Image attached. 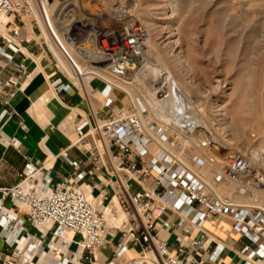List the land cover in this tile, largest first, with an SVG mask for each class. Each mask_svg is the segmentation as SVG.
Segmentation results:
<instances>
[{
  "label": "built area",
  "instance_id": "1",
  "mask_svg": "<svg viewBox=\"0 0 264 264\" xmlns=\"http://www.w3.org/2000/svg\"><path fill=\"white\" fill-rule=\"evenodd\" d=\"M73 1L0 0V16L13 19L5 27L6 35L0 37V73L14 67L13 76L4 85L9 93L4 96L12 98L21 82L30 77L28 57L23 52L28 45L25 31L30 29L36 34L39 57L48 62L55 74L52 85L58 94L77 90L87 97H102L103 109L109 116L105 120L96 118L93 126L80 124L78 146L89 153L99 171L102 157L89 136L99 137L117 179L119 206L132 215V227L123 235L118 257L126 253L129 245L139 244L144 253H153L155 259L142 258L132 264H199L175 255L158 227L162 222L169 231L174 227L191 235L211 219L221 217L233 222L226 232L228 237L237 233L250 242L240 252L245 263L264 262V201L258 205L237 203L216 190L227 182L237 183L241 185L242 197L258 193L254 196L257 204L264 195V173L238 153L212 174L210 183L194 168H204L203 160L193 159L187 164L173 153L180 146L179 134L190 139L184 127L156 117L143 99L135 102L128 97L129 103L119 107L111 96L114 91H122L118 86L122 77L142 63L150 34L145 27L125 21L119 13L109 17L108 21L114 24L111 28L104 25L107 20L103 24L95 17L81 20ZM18 56H23L20 63L16 62ZM93 82L103 84L104 88L92 90ZM157 98L162 104L169 100L165 82L158 87ZM175 132L178 135H171ZM12 144L20 146L16 139ZM74 167L78 169L80 165L74 163ZM41 171L29 164L13 188L0 189V213L3 203L10 200L20 213L27 215L30 226L50 225L54 237L65 238L73 233L80 237L75 244L82 252L96 257L107 247V210L114 207L105 208L78 187V181L85 177L83 173L54 189L49 176ZM133 185L140 191L130 194ZM168 212L177 216L178 223L174 224L172 218L163 220ZM4 220L6 223L0 221V226L6 231L20 234L25 230L16 215H7ZM40 246L31 243L28 251ZM194 246L203 251L209 249L203 239L194 241ZM221 253L217 247L211 261L217 262ZM196 255L200 257L199 253ZM25 258L17 251L7 255L0 252V264H26ZM90 263L98 261L90 259Z\"/></svg>",
  "mask_w": 264,
  "mask_h": 264
},
{
  "label": "rangeland",
  "instance_id": "2",
  "mask_svg": "<svg viewBox=\"0 0 264 264\" xmlns=\"http://www.w3.org/2000/svg\"><path fill=\"white\" fill-rule=\"evenodd\" d=\"M174 4L176 7L171 8ZM73 5L81 20L95 17L101 19V24L107 20L104 25L111 28L114 24L108 21L109 17L119 13L125 21L148 30L151 41L139 69L145 65L146 68L138 79L134 78L139 69H132L122 79L152 86L164 82L155 77L157 72L159 76L170 74L186 90L191 115L204 117L217 139L212 143L214 147L203 148L193 145L182 134L171 133L179 136L180 146L173 151L175 155L187 164L193 159L203 160L204 168H194L210 183L212 174L238 153L264 173L260 161L264 151V0H74ZM166 17L168 21H163ZM3 34L5 30L0 37ZM179 52L187 57L189 70L177 62ZM35 78L47 82L44 70H34L28 81ZM122 94L129 101V96ZM101 105L96 102L95 109ZM219 108L224 114L217 112ZM189 135L191 138L192 134ZM89 137L94 139L92 134ZM240 186L227 182L216 190L238 203L258 205L264 201L262 195L256 204V192L253 197H237ZM119 212L123 213L122 209Z\"/></svg>",
  "mask_w": 264,
  "mask_h": 264
},
{
  "label": "crops",
  "instance_id": "3",
  "mask_svg": "<svg viewBox=\"0 0 264 264\" xmlns=\"http://www.w3.org/2000/svg\"><path fill=\"white\" fill-rule=\"evenodd\" d=\"M25 35L28 38V45L23 47V52L28 57V72L31 75L33 60L39 61L47 82L39 81L37 78L30 81L27 79L21 82L12 98L6 99L4 94L8 90L4 85L13 76L14 67H8L0 73V83H2L0 85V189L13 188L26 167L31 164L38 171L42 170L41 173L49 176L51 187L54 189L67 181L76 180L82 173L85 174V177L78 181V187L85 194L89 188L91 197L102 203L105 208L114 207L115 199L118 200L117 179L113 175L109 154L103 143L98 136H94V146L102 157L99 171L96 170L98 166L89 153L78 146L77 128L80 124L86 122L93 126L96 118L98 120L108 118L109 113L103 109V99L87 97L77 90L58 94L52 85L55 79L54 72L48 62L39 57L35 32L26 29ZM22 59L23 56H18L16 62L20 63ZM90 86L92 90L104 88L99 82H93ZM111 97L119 107L126 105L128 101L120 91H114ZM96 102L102 104L100 109H95ZM14 139L19 142V147L13 146ZM74 163H78L80 167L75 168ZM139 191V187L133 185L130 194ZM239 191L240 189L237 197H242ZM122 211L128 216V230H130L132 215L123 209ZM7 215L18 216V219L24 223L25 230L18 234L12 230L6 231L0 226V252L7 255L17 251L29 258L32 264H91L90 259L93 261L97 259L98 264H111L115 261L116 264H132L143 258L144 249L139 244L129 245L126 253L118 257L124 241L123 235L128 231L122 228L109 229V233L112 234L108 237L107 247L95 257L87 252L83 253L70 244L71 240L75 242L80 240V237L73 233L71 238H66L70 242H65L60 237H54L49 228L44 233L33 230L28 223L27 215L20 213L10 200L3 203L0 213V221L3 224L6 223L4 219ZM169 218L173 219L174 224L178 223L177 216L170 212L163 220ZM232 224L229 219L216 217L208 221L203 229H195L191 235H185L174 227L169 231L164 228L162 222L158 229L161 237L167 239L173 253L183 259L195 260L199 264H246L240 252L250 242L237 233L228 237L226 232L232 228ZM201 239L206 242V246H209L207 251L194 246V241ZM31 243H38L41 246L29 252ZM217 247L222 253L214 263L211 261V256ZM196 253H199L200 257ZM254 264H264V262Z\"/></svg>",
  "mask_w": 264,
  "mask_h": 264
},
{
  "label": "bare ground",
  "instance_id": "4",
  "mask_svg": "<svg viewBox=\"0 0 264 264\" xmlns=\"http://www.w3.org/2000/svg\"><path fill=\"white\" fill-rule=\"evenodd\" d=\"M176 5L177 4H174L173 6H171V8L172 7H176ZM56 9L58 11L61 8H56ZM11 19L12 18L8 17V16H0V32L1 33L4 32V30H6V28H5L6 25L8 23L12 22ZM162 20L163 21H168V18L167 17L166 18H162ZM55 21H58L57 18H55ZM3 35H6V34H3ZM177 57H178L177 58L178 59L177 62H179L184 69L189 70V64H188L189 62L186 61L187 57H185L182 52H179L177 54ZM33 61H34V66H33L32 72L35 70L36 73L37 72L41 73L44 70L43 67L40 66V63H38L37 60L34 59ZM144 61L145 60H143L142 63L140 65H138L136 68L132 67L131 69L137 71L139 69V67L144 63ZM144 68H146V65L142 69H144ZM142 69L138 70V73L135 74V78L134 79H138V76L140 75ZM32 72H31V75L28 78V80L31 79ZM149 77H152V76H149ZM155 77H160L161 80H163L165 82V84L169 87L170 98H169V100L166 101V104L159 103V100L157 98V90H158L157 86H158L159 83L158 84L154 83V85H152V86L151 85H147V84H142V85L139 84L138 85L136 80L132 82V81H127L124 78L125 80L122 79L121 82H118V86L122 88V89L120 88L122 90L121 92L125 93L126 95H128L129 98H131L133 101L136 102L138 100L137 97H139L141 100L143 99L144 102L147 104V106L153 111L155 116L158 117L159 119L163 120L164 122H172V121H174V123L180 125L181 127H184V129L186 131H188V134H192V136H191V138L189 140H190V143H192L193 145H195L197 147H201L202 146L203 148H205L206 146L209 147V148L211 146L214 147L212 145V143L215 144L217 139H216V137L214 138V134H212L211 131H209V128H208L209 125L208 126L206 125L207 123H206L204 117L199 116V115L198 116H196V115L192 116L191 115L193 111H192V109H190V102L188 101V98H187L188 94H186V92H185L186 90L184 91V89L181 87V85L178 83V81H176L170 74H161L159 76V74L157 72ZM154 82H156V81H154ZM136 95H137V97H136ZM217 112L218 113L219 112L223 113V109L219 108V110ZM224 116H226V113H225ZM182 121H183V123H180ZM209 140H211V141H209ZM215 146H217V145H215ZM216 149H218V148H216ZM253 158H254V156H253ZM260 161L262 162V164L264 166V151H262V155H261ZM37 178H39L41 180L42 179L41 174H38ZM87 191H88L87 192V196L89 197V199L94 200V197L92 198L91 195L89 194V192H90L89 188H88ZM114 203H115L114 204L115 205L114 208L113 209L109 208L107 210L108 228H109V226L111 228L114 227V226H122V227L125 228V230L126 229L128 230L129 229V227H128L129 226V220L125 219L124 212L123 213L119 212V210L121 211V207L119 206V203H118L117 199H115ZM125 221L127 222L126 224H125ZM47 228H50V225H34L33 226V230H35L37 232H40V233H42V232L44 233V231ZM111 234H112L111 232H110V234H108L107 240H108V237ZM67 237L71 238L72 237L71 233H68L66 235V237L62 238V239H66ZM70 244L72 246L76 247L77 249L82 251V248H80L78 245H76L75 241L71 240ZM64 247H66V246H64ZM142 257L144 259H155V255L153 253H146L145 252L142 255ZM25 260H26V264H32V262L30 261L29 258H25ZM111 264H116V263L115 262H111Z\"/></svg>",
  "mask_w": 264,
  "mask_h": 264
}]
</instances>
